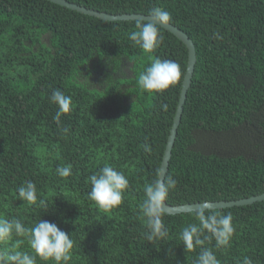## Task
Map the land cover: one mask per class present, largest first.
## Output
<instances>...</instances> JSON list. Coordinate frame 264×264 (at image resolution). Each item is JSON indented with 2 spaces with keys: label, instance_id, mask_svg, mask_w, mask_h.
<instances>
[{
  "label": "trees",
  "instance_id": "obj_1",
  "mask_svg": "<svg viewBox=\"0 0 264 264\" xmlns=\"http://www.w3.org/2000/svg\"><path fill=\"white\" fill-rule=\"evenodd\" d=\"M67 1L113 15L160 7L194 45L196 64L165 175L177 182L167 204L264 193V0ZM138 22L102 21L46 0H0V215L25 226L55 223L74 241L70 264H194L199 255V248L185 252L179 239L195 212L165 214L163 240L145 236L143 186L157 179L188 55L162 28L159 47L144 53L128 36ZM151 57L181 67V80L163 94L138 87ZM57 89L72 100L60 125L51 101ZM105 164L129 180L122 204L110 212L87 195L88 177ZM66 165L72 174L62 178L56 169ZM26 181L47 208L18 199ZM218 211L233 217L230 247L217 249L214 240L204 246L220 264L245 257L264 264V200ZM21 250L30 251L26 242Z\"/></svg>",
  "mask_w": 264,
  "mask_h": 264
},
{
  "label": "clouds",
  "instance_id": "obj_2",
  "mask_svg": "<svg viewBox=\"0 0 264 264\" xmlns=\"http://www.w3.org/2000/svg\"><path fill=\"white\" fill-rule=\"evenodd\" d=\"M148 17L146 22H138L137 30L130 32L128 36L135 47L151 55L163 41L161 27L168 26L172 16L167 10L152 7ZM151 59V64L139 72L138 87L149 94H163L179 83L181 67L172 60L155 57ZM51 101L58 106L54 121L60 125L61 116L71 111V97L57 89L52 92ZM63 132L67 133L68 128L64 127ZM144 150L151 151L147 145ZM71 167L62 166L56 172L60 177L67 178L72 174ZM88 182L91 185L88 199L103 212L119 207L129 188V180L124 173L109 164L90 175ZM176 183L174 178L168 176L157 178L143 186L144 198L140 203V211L147 227L145 236L149 242L163 240L168 235L164 223L167 211L165 200L170 190L176 187ZM18 199L29 206L47 208L43 199L38 202L37 187L31 181L24 182L18 188ZM213 205L208 201L202 203L195 210L193 221L186 223L179 233L185 252L200 249L194 264H220L212 248L204 245L214 240L217 249L230 247L235 232L232 215L223 214ZM25 242L30 251L21 250V245ZM73 249L72 237L55 223L39 219L34 225L25 226L20 219H9L0 215V264H37L38 259L43 264H70L73 260ZM242 264H252V261L245 257Z\"/></svg>",
  "mask_w": 264,
  "mask_h": 264
},
{
  "label": "water",
  "instance_id": "obj_3",
  "mask_svg": "<svg viewBox=\"0 0 264 264\" xmlns=\"http://www.w3.org/2000/svg\"><path fill=\"white\" fill-rule=\"evenodd\" d=\"M53 4L59 5L61 7L76 11L78 13L97 18L102 21L107 22H116V21H143L146 22L149 17L148 15L143 14H122V15H113L106 12H99L94 11L92 9H88L86 7L77 5L75 3L69 2L67 0H46ZM162 29L170 32L175 37H177L186 47L187 49V66L186 71L181 83V91L178 99V104L176 107V112L172 121V125L169 131V135L167 137L166 145L164 148V152L162 155V159L160 162L159 172L157 178H165V175L168 171L169 161L171 158L172 148L176 139L177 130L180 125L181 116L183 113V108L185 104V100L187 97V92L189 90L192 75L194 72V67L196 64V52L194 45L191 41V39L180 29H178L176 26L169 24L168 26L161 27ZM264 200V193L248 198L238 199V200H231V201H215L211 202L214 205V208L216 210L220 209H227L232 207H240V206H246L253 204L255 202H260ZM204 203H193V204H185V205H179V206H172L166 203V213L167 215H177L182 213H191L195 212L200 205Z\"/></svg>",
  "mask_w": 264,
  "mask_h": 264
}]
</instances>
